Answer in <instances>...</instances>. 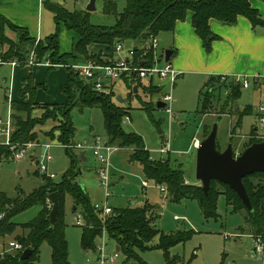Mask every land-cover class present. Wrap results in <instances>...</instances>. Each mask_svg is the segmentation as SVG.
<instances>
[{"label": "trees", "instance_id": "obj_1", "mask_svg": "<svg viewBox=\"0 0 264 264\" xmlns=\"http://www.w3.org/2000/svg\"><path fill=\"white\" fill-rule=\"evenodd\" d=\"M264 1V0H263ZM44 7L54 17L55 31L44 39L31 37L26 28L13 25L5 17L0 15V63L17 61L26 64L32 54L35 64L48 63L64 65L67 71V82L60 90L65 97L62 104H39L34 101L35 89L27 79L20 95L28 94L26 101L11 102V119L13 131L11 142L17 149L25 144L40 141L38 126H43L49 120L57 121V126L45 136H51V140L58 144H73L75 128L72 123V109L98 107L103 116L106 142L120 148L130 150L129 162L140 164L142 174L146 180L153 181L156 185L165 186L167 194L172 201L182 198L196 199L203 216L217 217L216 202L219 195H224L226 203L233 211H244L245 224L255 236H264V172H254L243 177L242 182L249 196L252 210L248 211L238 195L226 184L217 180H211L207 194L199 184L187 183L180 168L170 165L167 159H153L146 149L143 139L134 132H125L122 128V119L129 115V106L113 101V93L106 90L97 91L92 79L88 80L79 75V71L66 65L68 59L102 65L106 58L114 59L116 45L125 41H147L150 36H158L161 33L172 32L177 21L186 18L188 12H192L191 25L196 35L202 40L206 52L211 49L212 41L217 36L209 27V20L216 19L223 24H234L238 16H243L253 27H264V16L252 8L249 0H127L125 6L118 12L113 3H103V12L112 14L115 22L111 26L95 25L89 21V12L69 11L58 2L44 0ZM63 25L67 30L73 31L77 39L73 42L71 51L60 53L59 28ZM16 34L17 41L4 35L5 29ZM97 44L105 47V52L92 54L88 46ZM137 50V46H134ZM143 60L146 64H153V54L149 51ZM73 64H77L74 63ZM129 89H133L132 81L122 77ZM211 81L199 91L198 112L203 114L208 104L213 102V91L216 81ZM225 91L226 101H235L241 93V82L235 79L224 78L222 83H217ZM161 88L152 83L145 88L150 98L152 94L160 92ZM132 92V91H131ZM215 101V100H214ZM156 101L150 100L143 105V109L152 116L151 112L156 107ZM41 109L40 116L32 115L33 111ZM247 108L238 113V118L231 129V135L241 124ZM157 129L159 123L152 119ZM40 128V127H39ZM40 131L41 128H40ZM54 131H58L54 135ZM204 133V132H203ZM205 137V135H204ZM262 140H252L243 148ZM218 147V146H217ZM219 149V148H218ZM69 159V169L61 180L54 182L46 179L28 194L19 193L15 197H8L0 192V237L10 236L17 228L21 233L13 236L14 241L22 246L19 251H3L0 254V264H39L40 247L46 243L50 248L49 264H70L68 260V242L65 237L66 223L64 221V200L70 196L72 211H78L84 221L80 235V244L83 250L95 252V240L100 236L102 225L98 211L91 203L90 197L80 183L76 181L79 173L78 163L81 161L77 152L66 149ZM12 151L7 146H0V163L10 158ZM45 181V179L43 178ZM50 193H56L59 200V212L54 225L49 222L51 204L47 200ZM35 205L41 209L35 217L28 222L19 224L13 221V217ZM156 218L155 207L144 203L142 206L113 209L110 216L104 220L105 231L109 239L119 246V252L124 256L125 264L134 259L136 264H147L137 254L139 250L159 249L163 252L166 264H176L179 256L170 255L169 250L177 244H183L189 240L193 231H174L164 233L156 229L153 222ZM157 238V243H149ZM30 249L31 254L25 260L20 259L24 249Z\"/></svg>", "mask_w": 264, "mask_h": 264}, {"label": "rangeland", "instance_id": "obj_2", "mask_svg": "<svg viewBox=\"0 0 264 264\" xmlns=\"http://www.w3.org/2000/svg\"><path fill=\"white\" fill-rule=\"evenodd\" d=\"M126 1L96 0L95 10L89 12V21L95 25H113L115 17L103 12V3H113L119 12L125 6ZM87 3V0H64V8L69 11H84ZM164 34L162 36H165ZM4 35L17 41L16 34L7 28ZM74 38H77V35L73 31L60 25V53H67L71 50ZM132 44L125 41L122 45L126 48ZM159 50L165 52L164 48L161 50L158 45ZM123 52L124 50L121 53ZM172 59L169 60L171 64ZM80 60L81 58H77L74 63L78 64ZM71 61L73 60L68 59L66 65L70 67ZM24 66L25 64H19L18 69ZM198 67L197 65V67L191 68L194 71L183 72L177 76L173 84L169 80L162 81L160 94L159 92L154 93L151 98L144 91L149 84L147 80L142 81V85L140 84L136 93L133 92V89H129L122 79L113 84L108 83L105 89L107 92L113 93V101L118 102L117 97L120 96L125 101L123 102L124 105L129 106L128 118L122 119L123 130L140 135L150 156L153 159L168 158L171 166L182 170L184 178L189 184H195L194 181H196V149L189 148V143L193 137L202 141L210 132L213 123H217L216 142L220 151L225 150L228 144H232L233 151L238 154L252 140L264 141V121L260 120V116L264 112L259 113L260 106H264V83L257 84L248 78V87H242L240 96L233 102L226 101L224 89L216 84L213 91V102L209 103L205 112L201 114L198 112L200 108L199 91L207 85L205 83L210 82L209 79L212 75L204 78L198 74L197 70H200ZM51 71L56 72L49 76ZM33 72H35V68H33ZM62 74H67L65 68L44 69L39 79L42 81V85L35 84L34 101L37 98V93H40L42 95L40 101L45 102V104H47L46 102H64L65 98L60 90L62 84L59 85L63 77ZM10 75L9 65H0V116L3 119L7 118L10 109V103L6 100V96H10L9 100L12 99L7 90ZM35 77V74H31L29 77L31 85ZM164 93H170L172 97L171 115L169 116L161 108L153 110L152 116H149L143 109V105L148 104L151 99H158ZM15 96H17V92L14 94ZM245 108H247V112L243 115L241 124L236 128L234 135H231V129L238 118V113ZM42 112L41 109H36L32 115L40 116ZM71 115L75 128L73 144L78 142L84 144L83 141L86 139L82 150H74L77 153L83 151L85 156V160L78 163L79 173L76 176V181L90 194L92 204L104 205L107 202L112 208L123 209L130 205L128 204L130 200L135 202L134 205L139 206L148 203L155 207L156 218L153 225L156 229L164 233L193 231L191 238L185 243L170 248L171 256H179V261L176 264H263L261 254L254 252V241L257 238L253 237L254 235L253 238L249 235L252 231L245 224V212L233 211L231 206L226 203L224 195L221 194L217 198V217L206 219L196 199L182 198L179 201H172L167 193L163 198L160 186L151 180H147L146 188L143 190L144 177L140 164L128 161L130 152L127 148L119 149L112 154L108 170H105L104 174L101 175L100 171L105 169V164L96 159L90 147L94 145L92 140L95 137H100L102 143L106 142L102 112L98 107L83 108L82 110L74 107ZM152 119L159 123L158 129ZM57 124V121L49 120L43 126H38L36 129L40 133V141L39 143L32 142L33 145L45 142L53 144L50 149L52 160L48 164V173L54 177L50 178L38 171L35 165L36 158L39 159L40 155L45 152L41 145L33 146L34 151L32 153L30 152L31 148H28L19 160L13 159L12 151L11 157L0 163V192L8 197H15L20 192L24 194L32 192L41 184H45L47 178L54 182L61 180L64 173L69 169L66 149L57 145L56 141L51 140V136L44 135V131L49 133L56 128ZM57 134L58 131H54V135ZM165 142L169 144V154L159 153L160 148L165 146ZM104 175L108 179L107 200L105 199V187L101 182V177ZM39 209L40 206L35 205L16 214L13 221L16 223L27 222L37 215ZM75 215L76 213L72 211L71 198L67 195L64 200V221L66 223L65 237L68 242L69 263L122 264L124 256L120 252H118L115 260L110 261L108 258L115 252L114 241L109 239L102 218L100 236L95 240V252L82 249L80 244L82 226L75 225ZM21 232L22 230L17 228L15 233ZM15 233L0 237V254L3 250L14 251L8 249L7 243ZM260 242L264 244V236L260 237ZM156 243L157 238H154L149 244L154 245ZM137 254L147 264H166L163 252L159 249L139 250ZM104 257H107L106 261H104ZM49 263L50 248L44 243L40 247L39 264ZM125 264H136V261L130 259Z\"/></svg>", "mask_w": 264, "mask_h": 264}, {"label": "crops", "instance_id": "obj_3", "mask_svg": "<svg viewBox=\"0 0 264 264\" xmlns=\"http://www.w3.org/2000/svg\"><path fill=\"white\" fill-rule=\"evenodd\" d=\"M43 1L44 0H0V15L5 17L13 25L26 28L29 32V35L35 38L36 40L44 39L46 36L54 32L56 24L54 21L53 14L44 7ZM52 1L58 2L64 7V0H52ZM249 3L252 8L256 9L259 12V14L264 16L263 0H249ZM191 17H192V12H188L184 20L176 22L172 32H165L164 34L165 36H162L163 33L157 36L158 45L160 46L161 50L162 48H164L165 51L166 50L171 51L169 60L173 58L172 66L176 70L178 74L177 76L183 74V72L194 71L191 68L197 67L198 65L199 66L198 68H200V70H197V72L199 75L203 76L204 78L209 77L211 75L214 76L215 78L216 77L220 78L216 81L215 84L222 83L224 81V78H228V80L231 79L236 80L244 76L247 79L248 78L251 79L254 83L257 84L264 83V27L261 26L253 27L248 21V19H246L243 16H238L236 22L231 25L223 24L216 19H210L209 20L210 30L212 31V33H214L217 36V39L212 41L210 51L206 52L203 47L202 40L196 35L191 25ZM76 39L77 38H74V40ZM74 40L72 41V44ZM129 42L133 43L130 47L125 48L122 45V47L124 48L123 53L120 52L117 55L114 51V58H119L121 56L126 57L127 50L134 48V46L140 47L145 41L139 40L138 43L135 41H129ZM88 51L92 54H97V53L103 54L105 52V47L97 44H91L88 46ZM157 55L158 57L161 58L164 57V51L157 50ZM158 60H160V58L157 59V62ZM14 62H16L14 66H12L10 62L0 63V65L8 64L11 70V75L8 82L7 90L9 91V94H11L12 99L9 100L10 96L9 97L6 96V100H8V102L10 101V103L12 101H18V100L26 101L28 99V94L21 96L20 93L23 87L25 86L27 79L31 76V74L32 75L35 74L36 76L34 82L32 81L33 82L32 87L35 89L36 85H40V84L42 85L41 83L42 81H39V79L44 69L65 68L62 65H57L52 67L47 63L34 64V65H30V64L28 65L26 63L23 68L18 69L20 63L18 64L17 61ZM73 62L74 61L70 62V66L73 64ZM86 63L87 62L83 61L81 58L78 64L85 65ZM33 68H35V72H33ZM55 72L51 71L49 76H51L52 74L54 75ZM62 76L63 77L61 79V82L59 83V85L62 84L61 86H63L67 82L68 75L62 74ZM162 81L165 80L153 79L149 81V84L152 83L153 85L159 86L162 89V85H163ZM103 82L105 83L106 86H108L109 81L107 79H104ZM132 87L133 88L136 87V90L133 91L136 93L140 85L139 86L133 85ZM16 92H17V96L14 97V94ZM40 97H42V95L40 93H37V98H35V102L37 99H39L38 102L36 103L45 104V102L40 101ZM159 98L160 97H158V99ZM158 99L154 98V101H158ZM64 102L61 103L46 102V103L62 104ZM126 118H128V116ZM253 130L255 131L256 129ZM83 143H86V139H84ZM190 143H189V148H190ZM33 151L34 149H30L31 153ZM159 153L169 154V146L167 152L162 153L159 150ZM78 154L80 156V152ZM159 159H163V158L160 157ZM84 160H85V156H83V159H81V161ZM143 182L147 184L148 181L144 178ZM194 183L198 184L197 181H194ZM145 188L146 186L142 187L143 190H145ZM107 190H105L106 200L108 197ZM162 194H163L162 197L164 198V193L162 192ZM88 195L90 197L89 193ZM93 204H98V203H93ZM105 204L107 206H110L107 202H105ZM128 204L130 205L127 207L139 206V205H134L135 202L133 200H130ZM113 209L114 208H112V210ZM75 213H78V211H76ZM249 235L252 237L254 234L253 232H251ZM11 240H14V237ZM115 248H116V244L114 243V250ZM261 260L262 263L264 264V259L262 255H261Z\"/></svg>", "mask_w": 264, "mask_h": 264}, {"label": "built area", "instance_id": "obj_4", "mask_svg": "<svg viewBox=\"0 0 264 264\" xmlns=\"http://www.w3.org/2000/svg\"><path fill=\"white\" fill-rule=\"evenodd\" d=\"M76 1V0H75ZM79 1V0H77ZM89 1V0H87ZM158 50V38L157 36H150L147 41H145L140 47H137V50L134 48H131L127 50L126 57H119V58H106L105 64L97 65L95 63L87 62L85 65H79V64H72V68L79 71V75H81L85 79H92L94 81V88L97 91H104L106 89V85L103 82L104 79H107L110 84H113L119 79H122V77L128 78L132 81V86H139L142 85V81L147 80L151 81L153 79H161V80H169L171 84L174 83L177 72L173 68L172 64L169 61H164V57H158L157 55ZM115 53L118 55L120 52L123 51V47L121 44L116 45L114 49ZM149 51H152L153 54V64L148 65L143 60L146 58L144 56L147 55ZM160 58L161 62H157V59ZM12 66L16 64V62L11 61L10 62ZM29 65H34V61L32 59V54L30 56L29 61L27 62ZM48 64V63H47ZM50 65V64H49ZM57 66V65H54ZM236 81L241 82V86L243 88H247L248 81L247 78L240 77L236 79ZM141 82V83H140ZM165 103V106L163 109L165 112L170 116L171 115V107L172 104V97L170 93H164L160 96L158 99ZM10 103V101H9ZM11 104V103H10ZM264 112V106H260L259 113ZM11 105L9 109V114L6 119H3L0 116V146H7L10 148L11 151H13V159L19 160L24 155L25 151L28 148H33V146H39L41 145L44 147L45 152L40 155V158L35 160V165L37 166L38 171L42 172L43 174L48 175L50 178H53L54 176L52 174L48 173V164L52 160V155L50 154V149L53 146L50 142H45L41 144L33 145L32 143L25 144L17 149L15 148V145L11 142V135L13 131V124L11 119ZM260 120L264 121V114L260 116ZM200 140L196 137L192 138V141L190 143L191 149H197L200 146ZM85 144V143H84ZM84 144L82 143H75V144H57L65 149L69 150H82L84 148ZM93 146L90 147L92 150L94 156L96 159L100 161V163L105 164V169H101L100 174L103 175L105 170H108L109 168V160L110 156L119 149L118 146L115 145H109L107 143H102V140L100 137H95L93 140ZM168 143H165V147L160 149V152L164 153L168 151ZM101 182L105 187V190L108 189V179L107 176L104 175L101 177ZM146 184L144 183V186ZM161 191L165 194L167 193L166 187L161 186ZM96 211H98V214L100 218L103 220L106 219V217L110 216L113 212L112 208L110 206H107L106 204L100 205V204H93ZM74 223L76 225H84L83 218L81 214L78 212L75 215ZM256 237L254 251L261 254L264 259V244L260 242V237L262 236H253ZM9 250L19 251L22 250V246L15 242L14 240H11L7 243ZM118 256V252H114L113 254L109 255V260L113 261ZM107 257H104V261H106Z\"/></svg>", "mask_w": 264, "mask_h": 264}, {"label": "water", "instance_id": "obj_5", "mask_svg": "<svg viewBox=\"0 0 264 264\" xmlns=\"http://www.w3.org/2000/svg\"><path fill=\"white\" fill-rule=\"evenodd\" d=\"M96 0H89L85 10L88 12L95 10ZM171 55L170 50L164 52V61H168ZM161 59L158 60V63ZM214 81L215 77L212 76ZM136 87L133 88V91ZM117 101L123 103L124 100L120 96ZM165 103L156 101L157 109H161ZM217 123H213L208 135L200 142V146L196 149L195 159V179L201 186L204 194H207L211 180H217L226 184L240 198L241 202L248 211L252 210L249 196L242 182L244 176L254 172H264V141L255 142L243 149L242 152L235 154L232 144H228L227 148L220 151L216 142ZM83 159L84 152H80ZM195 185V184H191ZM47 200L51 203L49 212V222L55 224L59 212V200L56 193H50ZM115 251H119V246L116 245ZM31 254L30 249H24L20 254V259L25 260Z\"/></svg>", "mask_w": 264, "mask_h": 264}]
</instances>
